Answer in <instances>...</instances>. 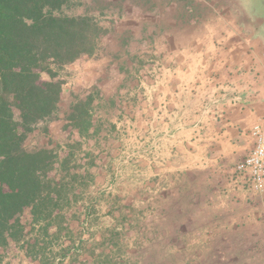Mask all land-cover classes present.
I'll use <instances>...</instances> for the list:
<instances>
[{
	"label": "rangeland",
	"instance_id": "374dc122",
	"mask_svg": "<svg viewBox=\"0 0 264 264\" xmlns=\"http://www.w3.org/2000/svg\"><path fill=\"white\" fill-rule=\"evenodd\" d=\"M65 11L91 16L102 32L94 56L58 69L70 93L60 96L56 114L40 121L27 143L58 147L60 155L71 152L68 171L76 177L67 178V202L47 230L43 222L27 224L23 238L0 249V264H264V191L249 190L256 200L243 203L234 191L217 190L200 175L180 178L151 198L143 189L112 188L102 144L87 133L92 101L80 100L90 84L82 82L86 63L106 68L107 81L113 78L112 62L124 56L131 25L143 30L142 17L149 28L159 21L166 31L181 29L193 17L190 29L209 24L211 32L219 14L234 16L264 63V0H71Z\"/></svg>",
	"mask_w": 264,
	"mask_h": 264
},
{
	"label": "crops",
	"instance_id": "0c3cea01",
	"mask_svg": "<svg viewBox=\"0 0 264 264\" xmlns=\"http://www.w3.org/2000/svg\"><path fill=\"white\" fill-rule=\"evenodd\" d=\"M217 18V30L207 32L209 24L190 29L193 17L172 31L159 21L153 30L142 17L143 30L131 25L124 56L112 62L113 78L86 63L82 82L90 84L80 100L92 101L87 133L102 144L110 187L143 189L151 198L180 178L200 175L243 203L256 200L234 166L252 145L251 127L264 117V63L234 16ZM63 81L61 95H68Z\"/></svg>",
	"mask_w": 264,
	"mask_h": 264
},
{
	"label": "trees",
	"instance_id": "16d2710c",
	"mask_svg": "<svg viewBox=\"0 0 264 264\" xmlns=\"http://www.w3.org/2000/svg\"><path fill=\"white\" fill-rule=\"evenodd\" d=\"M70 5L0 0V249L23 238L27 224L47 230L67 202V178L76 177L68 171L71 152L27 143L58 110V69L93 54L102 32L91 16L66 13Z\"/></svg>",
	"mask_w": 264,
	"mask_h": 264
},
{
	"label": "built area",
	"instance_id": "2783aa9c",
	"mask_svg": "<svg viewBox=\"0 0 264 264\" xmlns=\"http://www.w3.org/2000/svg\"><path fill=\"white\" fill-rule=\"evenodd\" d=\"M249 134L252 145L242 159L236 162V178L249 190L264 191V117L254 124Z\"/></svg>",
	"mask_w": 264,
	"mask_h": 264
}]
</instances>
